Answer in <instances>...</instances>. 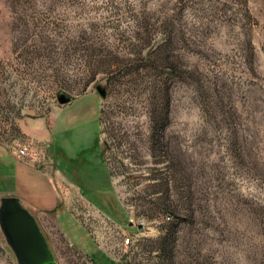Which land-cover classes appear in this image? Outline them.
Instances as JSON below:
<instances>
[{
    "label": "rangeland",
    "instance_id": "obj_1",
    "mask_svg": "<svg viewBox=\"0 0 264 264\" xmlns=\"http://www.w3.org/2000/svg\"><path fill=\"white\" fill-rule=\"evenodd\" d=\"M20 163L61 264H264V0H0V199Z\"/></svg>",
    "mask_w": 264,
    "mask_h": 264
},
{
    "label": "water",
    "instance_id": "obj_2",
    "mask_svg": "<svg viewBox=\"0 0 264 264\" xmlns=\"http://www.w3.org/2000/svg\"><path fill=\"white\" fill-rule=\"evenodd\" d=\"M97 89L104 97L107 96V90L102 85H98ZM72 100L73 97L65 93L59 96L61 103ZM0 226L19 264H61L36 209L22 197H1Z\"/></svg>",
    "mask_w": 264,
    "mask_h": 264
},
{
    "label": "crops",
    "instance_id": "obj_3",
    "mask_svg": "<svg viewBox=\"0 0 264 264\" xmlns=\"http://www.w3.org/2000/svg\"><path fill=\"white\" fill-rule=\"evenodd\" d=\"M30 126L26 127L27 132L33 134L40 124ZM16 171V192L13 195L22 197L33 206L40 219L42 211L51 210L58 202L50 175L24 163H20Z\"/></svg>",
    "mask_w": 264,
    "mask_h": 264
},
{
    "label": "built area",
    "instance_id": "obj_4",
    "mask_svg": "<svg viewBox=\"0 0 264 264\" xmlns=\"http://www.w3.org/2000/svg\"><path fill=\"white\" fill-rule=\"evenodd\" d=\"M20 152L22 156H25L27 154V151L24 148H22Z\"/></svg>",
    "mask_w": 264,
    "mask_h": 264
}]
</instances>
